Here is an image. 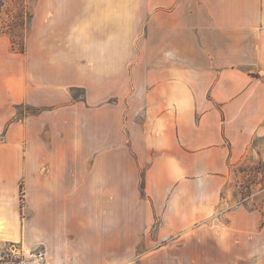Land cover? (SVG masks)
Returning <instances> with one entry per match:
<instances>
[{
  "label": "crops",
  "instance_id": "1",
  "mask_svg": "<svg viewBox=\"0 0 264 264\" xmlns=\"http://www.w3.org/2000/svg\"><path fill=\"white\" fill-rule=\"evenodd\" d=\"M21 57L34 112H0V264H264L258 236H195L264 141V0H36ZM141 174L132 223L116 185L137 196Z\"/></svg>",
  "mask_w": 264,
  "mask_h": 264
},
{
  "label": "rangeland",
  "instance_id": "2",
  "mask_svg": "<svg viewBox=\"0 0 264 264\" xmlns=\"http://www.w3.org/2000/svg\"><path fill=\"white\" fill-rule=\"evenodd\" d=\"M35 1L0 0V112L5 115L8 111H15V118L34 112L29 105L16 104L15 101L18 83L21 89L27 82L26 69H23V63L18 59L26 52L27 35ZM73 95L81 100L84 92L75 90ZM6 131L5 128L0 139H4ZM255 147V151L251 150L243 160L230 168L228 183L221 191L220 200L209 217L200 222L212 227L204 226L195 232L196 238H207L209 235L213 239L223 240L232 245L239 239L247 240L255 236L264 239V141L255 142ZM84 156V177L90 179L92 155L85 152ZM100 179L102 181L105 177L101 176ZM131 188L128 184L116 185V212L122 214L124 210L126 212L130 210L132 215H137L132 223H141L145 214L144 174H141L139 195L135 196ZM20 191L23 207L26 193L24 184L21 185ZM105 203L107 206V201ZM236 225H240L243 231H236ZM5 249L1 260H22L23 254L18 245H6ZM32 254L42 255V249L38 248Z\"/></svg>",
  "mask_w": 264,
  "mask_h": 264
},
{
  "label": "trees",
  "instance_id": "3",
  "mask_svg": "<svg viewBox=\"0 0 264 264\" xmlns=\"http://www.w3.org/2000/svg\"><path fill=\"white\" fill-rule=\"evenodd\" d=\"M10 261L21 262V260H10Z\"/></svg>",
  "mask_w": 264,
  "mask_h": 264
}]
</instances>
